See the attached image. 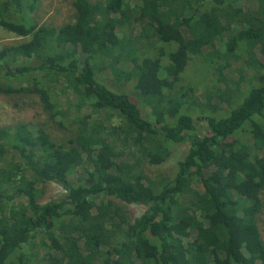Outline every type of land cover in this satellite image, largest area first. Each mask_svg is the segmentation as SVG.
<instances>
[{
	"label": "trees",
	"instance_id": "obj_1",
	"mask_svg": "<svg viewBox=\"0 0 264 264\" xmlns=\"http://www.w3.org/2000/svg\"><path fill=\"white\" fill-rule=\"evenodd\" d=\"M9 1L0 0V24L15 32L22 26V36L32 38L0 50V91L34 86L68 134L60 143L41 126L0 127V264L15 256L17 264H32L39 249L41 264H264V73L259 85L237 82L238 103L228 100L225 117L207 116L203 136L182 112L194 88L179 85L196 56L230 64L257 57L264 65V0H85L97 6L93 19L84 0H75V22L59 27L22 22L31 0ZM227 5L235 13L211 16ZM131 19L145 38L139 44L125 33ZM218 26L226 48L207 52L206 33ZM53 47L62 59L50 54ZM116 65L127 72V91L103 80L101 66ZM158 102L163 114L146 118L144 110ZM112 112L124 126L97 119ZM179 144L188 149L175 174L148 182L141 161L160 165ZM47 182L65 192L42 202ZM113 199L145 207L122 232L102 217ZM78 238L98 247L89 263L72 256Z\"/></svg>",
	"mask_w": 264,
	"mask_h": 264
},
{
	"label": "rangeland",
	"instance_id": "obj_2",
	"mask_svg": "<svg viewBox=\"0 0 264 264\" xmlns=\"http://www.w3.org/2000/svg\"><path fill=\"white\" fill-rule=\"evenodd\" d=\"M9 5V0H4ZM35 1V7L33 12L29 10L31 2ZM75 0H31L27 1L23 6L22 13L18 16V19L23 21L37 22L38 26H63L67 24H73L75 22ZM84 5L90 13L91 19L94 18V13L97 11V6H90L84 0ZM165 5H169L166 1ZM170 13V10H167ZM259 12L264 15V8L260 7ZM235 13L232 5H227L218 11L211 13L219 21H221L226 15ZM17 19V20H18ZM18 20V21H19ZM126 35L133 44H139L145 40L144 36L141 35V27L137 25L134 19L125 27ZM25 28L22 26L17 27V32L11 31L6 26L0 24V50L4 46L17 44L19 42L28 41L32 38V35H24ZM222 33V27L209 31L206 33L207 41L209 46L205 51H209L211 48L220 49L224 51L226 48L223 37H219ZM260 40L264 42V31L259 29ZM34 49L39 53V45L34 44ZM92 51L94 49H91ZM116 50H120V46L116 45ZM159 53L161 51L159 50ZM50 54L58 59L63 57L59 54L58 49L55 47L50 49ZM103 70V80L115 90H128L127 85V72L121 66L116 65L112 68ZM263 62L259 58L254 59H243L237 64H230L225 60L214 59L212 63L208 60L206 55L196 56L192 59L184 73L182 74V83L179 85L186 84L188 87L194 88L190 91L189 99L191 105L186 104L182 109V112L190 114L197 126V132L200 136L208 134L209 128L206 120L207 116L216 115L217 118L227 116L233 106L227 108L228 100L233 97V104H237L239 101L237 93V82L241 81L245 86L248 81H252L253 84H261V80L264 73ZM49 69H44L41 73L35 75L39 80H44L47 76ZM220 78H223L221 80ZM258 81V82H257ZM5 82V81H3ZM0 79V85L3 84ZM9 82L18 87V80L11 79ZM181 82V81H180ZM246 83V84H245ZM28 82L24 84L27 86ZM34 86L27 91L19 92H6L2 89L0 91V127H11L16 125H27V126H41L51 132L52 137L57 142H64L68 132L57 128L56 124L51 119L48 112H46L39 100V95L34 92ZM215 101H218L219 107H215ZM223 106V107H222ZM164 102H158L153 107L144 110V116L154 121V118L159 117L163 114ZM226 107V108H225ZM188 109V110H187ZM85 112V111H84ZM83 112V113H84ZM110 119H107L103 114L98 116V120L105 125L114 124L120 126L124 123L122 116H117L116 113H110ZM125 123L122 125L124 126ZM159 125V123H157ZM120 134H116L117 136ZM121 135V134H120ZM123 135V134H122ZM174 147L173 152L170 156L160 165H150L146 160L141 161V167L143 173L149 177V181H161L166 178H171L177 169L178 161L184 156L188 149V144H179L172 146ZM125 165V163H124ZM8 170V169H7ZM147 182V183H148ZM196 193L200 194L201 186L199 183L194 184ZM41 189L43 190L40 201L45 202L53 198L60 197L65 191L57 183L47 182ZM201 197V195H199ZM113 208L111 206L105 207L102 211V217L104 223L107 226L117 228L120 232L124 231L133 220L140 216L145 211V207L139 204H128L120 201L119 199H113ZM119 208V210H117ZM118 211V214H117ZM14 212H12L13 214ZM259 228L261 231L262 238L264 240V214H261L258 220ZM107 236L100 235L101 244L105 243ZM98 250V247L94 243L82 242L80 238L74 243L72 249V256L75 257L79 263H89L93 259V254ZM37 258L32 264H41L40 257H43V252L39 249L37 252ZM129 261V260H128ZM18 260L15 257L10 259L7 264H17Z\"/></svg>",
	"mask_w": 264,
	"mask_h": 264
}]
</instances>
